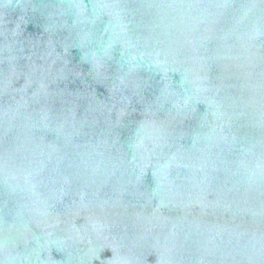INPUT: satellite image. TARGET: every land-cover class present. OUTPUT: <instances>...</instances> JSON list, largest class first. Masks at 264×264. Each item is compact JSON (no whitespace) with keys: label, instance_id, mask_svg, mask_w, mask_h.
Instances as JSON below:
<instances>
[{"label":"water","instance_id":"1","mask_svg":"<svg viewBox=\"0 0 264 264\" xmlns=\"http://www.w3.org/2000/svg\"><path fill=\"white\" fill-rule=\"evenodd\" d=\"M0 264H264V0H0Z\"/></svg>","mask_w":264,"mask_h":264}]
</instances>
